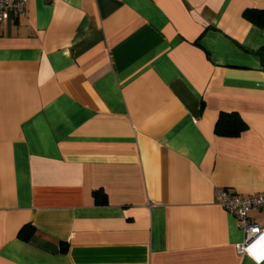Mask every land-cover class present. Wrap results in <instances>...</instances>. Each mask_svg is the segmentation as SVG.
<instances>
[{"label": "crops", "instance_id": "0c3cea01", "mask_svg": "<svg viewBox=\"0 0 264 264\" xmlns=\"http://www.w3.org/2000/svg\"><path fill=\"white\" fill-rule=\"evenodd\" d=\"M247 9L264 0H29L0 23V264H264L218 196L264 189ZM233 111L248 128L218 135Z\"/></svg>", "mask_w": 264, "mask_h": 264}, {"label": "built area", "instance_id": "2783aa9c", "mask_svg": "<svg viewBox=\"0 0 264 264\" xmlns=\"http://www.w3.org/2000/svg\"><path fill=\"white\" fill-rule=\"evenodd\" d=\"M29 0H0V23L11 18L23 16ZM219 203L234 214L244 232V240L238 245L240 254H255V245L264 236V225L249 216L253 209L264 208V189L249 195H241L227 188L218 191Z\"/></svg>", "mask_w": 264, "mask_h": 264}, {"label": "trees", "instance_id": "16d2710c", "mask_svg": "<svg viewBox=\"0 0 264 264\" xmlns=\"http://www.w3.org/2000/svg\"><path fill=\"white\" fill-rule=\"evenodd\" d=\"M244 16L257 26H264V10L247 9ZM264 59V47L259 50ZM248 128L247 122L238 112H221L217 121L215 131L218 135L236 137ZM102 190H95L94 195L99 200ZM66 249L65 247L63 248Z\"/></svg>", "mask_w": 264, "mask_h": 264}, {"label": "snow or ice", "instance_id": "6c2138e0", "mask_svg": "<svg viewBox=\"0 0 264 264\" xmlns=\"http://www.w3.org/2000/svg\"><path fill=\"white\" fill-rule=\"evenodd\" d=\"M262 242H264V237H262V238H261V241H258L257 244H260V243H262ZM253 247H256V245H253Z\"/></svg>", "mask_w": 264, "mask_h": 264}]
</instances>
